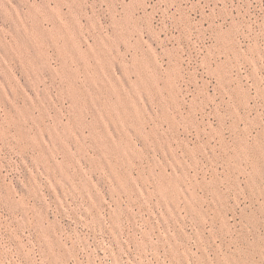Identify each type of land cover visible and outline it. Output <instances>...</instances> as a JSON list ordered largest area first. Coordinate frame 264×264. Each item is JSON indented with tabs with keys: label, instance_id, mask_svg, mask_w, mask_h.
I'll use <instances>...</instances> for the list:
<instances>
[{
	"label": "rangeland",
	"instance_id": "obj_1",
	"mask_svg": "<svg viewBox=\"0 0 264 264\" xmlns=\"http://www.w3.org/2000/svg\"><path fill=\"white\" fill-rule=\"evenodd\" d=\"M0 264H264V0H0Z\"/></svg>",
	"mask_w": 264,
	"mask_h": 264
}]
</instances>
